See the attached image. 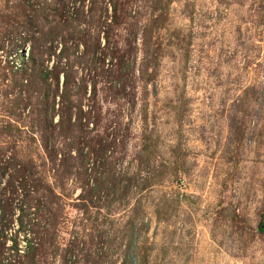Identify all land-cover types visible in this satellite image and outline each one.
<instances>
[{
	"label": "rangeland",
	"instance_id": "obj_1",
	"mask_svg": "<svg viewBox=\"0 0 264 264\" xmlns=\"http://www.w3.org/2000/svg\"><path fill=\"white\" fill-rule=\"evenodd\" d=\"M0 168V264H264V0H0Z\"/></svg>",
	"mask_w": 264,
	"mask_h": 264
},
{
	"label": "trees",
	"instance_id": "obj_2",
	"mask_svg": "<svg viewBox=\"0 0 264 264\" xmlns=\"http://www.w3.org/2000/svg\"><path fill=\"white\" fill-rule=\"evenodd\" d=\"M0 169H2V168H0ZM19 170L23 171L21 168ZM0 172L2 173L1 170H0ZM28 173H29V171L27 170L26 176H23V173L21 175H19L21 180L27 179V178L29 179V183L26 184V187L24 186L25 183L23 184V183L20 182L17 185V189L14 188V187L10 188V195H12L13 192L16 193V190H19V192H20L21 199H19L20 201H19V205H18V210L20 211V213L23 212L22 204L25 207L28 208L29 205L27 203L30 200H33L35 202L37 201V198H35V195L39 194V192H37V188H38L39 185H41L38 182H36V180H33L31 178V175H29ZM3 189H4V187H3ZM12 199H13V197H6L4 199H0V234H1L0 237H1V239L3 238V230L4 229L6 230V228H5L6 227V222H4L3 220L7 219L6 217H8V215L10 216L12 214V210L14 209V208H12V206H14L15 204L11 203ZM9 203H11L10 205H12V206H10ZM6 212H7V216H6ZM20 217L21 216L17 217L18 218V222H19V226L18 227L21 228L20 232L22 233L21 234L22 235V239L25 240V248L27 249L26 253H25V256L27 257L29 255V257L30 256L32 257V255L36 251L35 247H37V246L35 245V241H32L29 237L26 238V236H25L26 233L24 232L25 230H24V227H23L24 225L21 224ZM258 228L260 230L263 229V228L260 227V224H259ZM18 233H19V231H18V229H16V231L13 234L14 238H13V246H12L13 249L12 250H13V256L14 257H17L19 255L17 247H16V242H15L16 241V236L18 237ZM36 244H38V243H36Z\"/></svg>",
	"mask_w": 264,
	"mask_h": 264
},
{
	"label": "water",
	"instance_id": "obj_3",
	"mask_svg": "<svg viewBox=\"0 0 264 264\" xmlns=\"http://www.w3.org/2000/svg\"><path fill=\"white\" fill-rule=\"evenodd\" d=\"M260 227L264 229V219H263V221L260 223Z\"/></svg>",
	"mask_w": 264,
	"mask_h": 264
}]
</instances>
